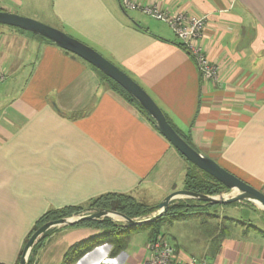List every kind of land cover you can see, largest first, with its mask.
Instances as JSON below:
<instances>
[{
  "label": "crops",
  "instance_id": "crops-1",
  "mask_svg": "<svg viewBox=\"0 0 264 264\" xmlns=\"http://www.w3.org/2000/svg\"><path fill=\"white\" fill-rule=\"evenodd\" d=\"M134 1L171 15L204 16L199 44L217 67V81L203 83L165 23L123 9L119 0H0V10L57 28L100 53L197 150L264 194V0ZM0 75V264H17L49 210L106 194L157 209L167 195L185 190L181 155L79 57L0 25ZM244 207L250 208L236 202L167 221L160 235L181 263L264 264V220L258 209L243 219ZM100 232L85 226L49 232L32 264H61L70 247ZM124 237L118 254L101 242L74 264H146L149 231Z\"/></svg>",
  "mask_w": 264,
  "mask_h": 264
},
{
  "label": "water",
  "instance_id": "water-1",
  "mask_svg": "<svg viewBox=\"0 0 264 264\" xmlns=\"http://www.w3.org/2000/svg\"><path fill=\"white\" fill-rule=\"evenodd\" d=\"M0 25L16 28L26 33L43 37L60 49L79 57L111 79L139 103L147 113L151 124L181 156L199 170L213 177L228 190L226 193L217 196L197 194L188 190L175 191L167 195L157 204L156 213L142 219H131L114 211L98 210L97 212L82 216H72L46 222L36 229L28 238L21 251L18 264H27L31 248L43 234L52 228L60 229L73 226L82 221H93L109 217L118 227L133 229L142 225L154 223L162 218L166 214L170 202L174 199H192L210 205H229L236 202L250 203L260 211L261 216H264V194L261 191L225 170L203 152L191 147L175 131L167 121L161 109L147 92L129 75L103 57L100 53L57 28L14 13L0 10ZM114 217H117V219L121 221L114 220Z\"/></svg>",
  "mask_w": 264,
  "mask_h": 264
},
{
  "label": "trees",
  "instance_id": "trees-1",
  "mask_svg": "<svg viewBox=\"0 0 264 264\" xmlns=\"http://www.w3.org/2000/svg\"><path fill=\"white\" fill-rule=\"evenodd\" d=\"M13 29L25 33L22 30H19L16 28H13ZM34 36L50 42L49 40L43 37H40L37 35H34ZM93 69L95 68L93 67ZM95 71L99 74L104 84L108 85L112 90L117 92L127 102L134 105L149 120L147 113L144 111V109L139 105V103L132 96H130L119 85H117L111 79H109L104 74L99 72L97 69H95ZM175 131L191 147L196 149V147L190 142V140L187 137L182 135L178 130L175 129ZM181 157L186 163V171H185V177H184L185 190H188V191H191L197 194L209 195V196H217L219 194L226 193L228 191L221 183L216 181L213 177L199 170L197 167L189 163L183 156ZM246 205L249 206L253 210H257V208L250 203H246ZM219 206L220 205H210L202 201H197V200H192V199L173 201L169 204L167 212L162 218L155 221L154 223L142 225V226H139L133 229L135 230L146 229L149 231L151 238H156L157 236L160 235V226L162 223L167 222V221H172V220H178L188 215H201V214H204L207 210H210V209H213ZM98 210L114 211V212L121 213L131 219H142V218H146L150 216L157 209L153 207H149L144 203H139L128 195L106 194V195H103L101 197H98L90 201L85 206L68 207V208H64L60 210L47 211L37 221L31 234L46 222L54 221V220L61 219V218H68L72 216H82L88 213L97 212ZM262 218L264 220V216H262ZM73 226L92 227V228L101 230V232L92 236L90 239L86 241L76 243L72 247H70L69 251L63 257V261L61 264H74L81 257H83L88 251H90L94 247L95 244H98L101 242L102 243L105 242L110 245L111 247L110 253L112 256H114L118 254L126 245L124 234L127 233L129 230H132V229H123V228L118 227L117 225H115L114 221L109 217H105V218L93 220V221H82ZM54 230L56 229L52 228L48 230L45 234H43L37 240V242L31 248V251H30V254L27 260V264H32V261H33L32 259L36 255V250L39 248L41 240L49 232H52ZM31 234L29 235V237L31 236Z\"/></svg>",
  "mask_w": 264,
  "mask_h": 264
},
{
  "label": "built area",
  "instance_id": "built-area-1",
  "mask_svg": "<svg viewBox=\"0 0 264 264\" xmlns=\"http://www.w3.org/2000/svg\"><path fill=\"white\" fill-rule=\"evenodd\" d=\"M119 2L125 10H139L151 18L165 23L195 62L203 83L208 84L217 81V67L208 61L203 47L199 44L203 39L206 21L204 16H193L183 12L171 15L168 11L161 10L155 5L140 6L134 0H119ZM4 79V75H0V82ZM148 249L151 257L146 264H209L204 259H193L187 263L177 261L174 257L173 248L161 235L150 239Z\"/></svg>",
  "mask_w": 264,
  "mask_h": 264
},
{
  "label": "rangeland",
  "instance_id": "rangeland-1",
  "mask_svg": "<svg viewBox=\"0 0 264 264\" xmlns=\"http://www.w3.org/2000/svg\"><path fill=\"white\" fill-rule=\"evenodd\" d=\"M240 212H241V213H239V215H240L243 219L248 218L247 216H248L249 213H251V208L244 207V208H242V209L240 210ZM154 213H156V211H155ZM154 213H152L151 215H153ZM151 215H150V216H151ZM114 220H116V221H121L120 219H117V218H114ZM259 224H260V223H259Z\"/></svg>",
  "mask_w": 264,
  "mask_h": 264
},
{
  "label": "bare ground",
  "instance_id": "bare-ground-1",
  "mask_svg": "<svg viewBox=\"0 0 264 264\" xmlns=\"http://www.w3.org/2000/svg\"><path fill=\"white\" fill-rule=\"evenodd\" d=\"M114 218H117V217H114Z\"/></svg>",
  "mask_w": 264,
  "mask_h": 264
}]
</instances>
